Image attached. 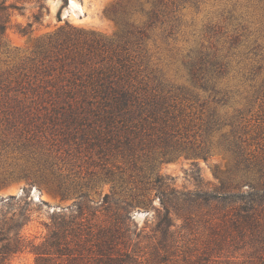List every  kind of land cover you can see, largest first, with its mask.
Returning a JSON list of instances; mask_svg holds the SVG:
<instances>
[{
	"label": "trees",
	"instance_id": "1",
	"mask_svg": "<svg viewBox=\"0 0 264 264\" xmlns=\"http://www.w3.org/2000/svg\"><path fill=\"white\" fill-rule=\"evenodd\" d=\"M63 2L58 20L69 0ZM180 2L158 0L151 19H160L164 7L177 13ZM15 7L0 1V51L7 49L4 36ZM34 15L27 26L39 21ZM124 38L105 39L66 22L42 36L13 68L0 69V113L13 128L20 130L13 120L17 117L34 135L48 134L50 143L60 141L62 131L63 144L85 151L111 183L110 192L96 200L89 183L62 178L65 167L48 168L50 184L46 176L24 174L30 189L38 182L74 200L53 212L48 234L37 243L23 233L31 219L27 198H1L0 264L28 248L36 264H264V155L242 146L231 149L242 178L236 183L224 179L212 190L201 180L195 191L178 189L174 177L157 172V161L165 157L185 153L207 159L211 145L191 140L185 125L183 103L197 95L149 70L146 57L132 55ZM238 39L226 51L213 48L193 57L190 75L198 87H219ZM58 154L51 150L49 159ZM67 155L73 170L78 155ZM137 206L154 208L151 224L139 226L133 220Z\"/></svg>",
	"mask_w": 264,
	"mask_h": 264
},
{
	"label": "rangeland",
	"instance_id": "2",
	"mask_svg": "<svg viewBox=\"0 0 264 264\" xmlns=\"http://www.w3.org/2000/svg\"><path fill=\"white\" fill-rule=\"evenodd\" d=\"M157 1L69 0L60 11L62 20H58L63 0H6L16 7L4 36L7 49L3 47L0 51V69L13 68L22 57L32 53L42 36L66 22L88 32L95 31L105 39L124 34L130 53L139 60L146 57L144 61L149 70L153 69L166 83L183 86L193 96L197 95L183 103L187 115L185 125L191 140L204 139L211 145L207 159L185 153L173 155L157 161L156 171L174 177V185L182 190H197L199 180L210 190L224 179L236 183L242 178L243 170L235 165L231 149L242 146L247 152L264 155V0H181L177 13L171 12V7H164L166 10L161 12L160 19L153 21V12L159 10ZM35 13L39 14V21L32 27L27 26L28 22L35 21ZM24 28L27 32L22 31ZM237 37L219 87L214 91L198 87L190 75L193 57L213 48L226 51ZM255 46L258 48L254 49ZM260 65L263 67L256 71ZM13 120L20 130H15L4 113H0V199L11 194L25 201L27 198L31 219L23 233L40 243L48 234L47 225L53 212L72 204L74 199H62L38 182L30 189L24 174L46 176L44 181L50 184L53 175L48 168L65 167L62 178L70 176L77 182L89 183L96 200L110 192L111 183L106 180L101 165L85 151H79L73 144L71 147L63 144L62 131L57 135L60 141L50 143L48 134L34 135L27 131L23 120L17 117ZM51 150L53 154L58 150L56 159H49ZM68 152L78 155L73 170L68 169ZM117 163L123 166L124 162ZM248 186L244 184L243 189L247 190ZM29 189V196L25 197ZM154 205L159 206L158 199ZM13 209L19 211L17 205ZM154 212L152 207L137 206L132 218L139 226L146 225L147 221L151 224ZM9 264H36V255L28 248L14 256Z\"/></svg>",
	"mask_w": 264,
	"mask_h": 264
}]
</instances>
